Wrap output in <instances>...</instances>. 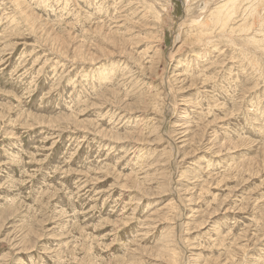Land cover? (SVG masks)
Listing matches in <instances>:
<instances>
[{
	"label": "rangeland",
	"instance_id": "1",
	"mask_svg": "<svg viewBox=\"0 0 264 264\" xmlns=\"http://www.w3.org/2000/svg\"><path fill=\"white\" fill-rule=\"evenodd\" d=\"M0 264H264V0H0Z\"/></svg>",
	"mask_w": 264,
	"mask_h": 264
},
{
	"label": "bare ground",
	"instance_id": "2",
	"mask_svg": "<svg viewBox=\"0 0 264 264\" xmlns=\"http://www.w3.org/2000/svg\"><path fill=\"white\" fill-rule=\"evenodd\" d=\"M218 18V17H217ZM55 40V39H54ZM57 40V39H56ZM61 44V43H60ZM205 77V76H204ZM5 108V107H4ZM220 141V140H219ZM233 146V145H232ZM221 149V148H220ZM251 258V257H250ZM246 259V258H245ZM253 260V259H252Z\"/></svg>",
	"mask_w": 264,
	"mask_h": 264
}]
</instances>
